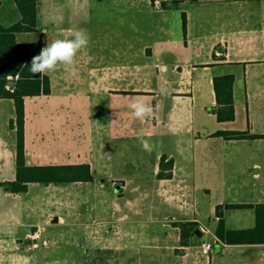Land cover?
<instances>
[{
    "label": "crops",
    "instance_id": "0c3cea01",
    "mask_svg": "<svg viewBox=\"0 0 264 264\" xmlns=\"http://www.w3.org/2000/svg\"><path fill=\"white\" fill-rule=\"evenodd\" d=\"M41 3L45 1L38 2L37 31L18 33L20 42L41 39L43 43L47 31L43 26L46 17H39L43 10ZM90 4L103 6L105 17L116 21L112 31L118 38L117 46L112 51L108 48L116 57L112 60L104 57L91 66L102 69L108 112H112L114 122L123 126V130L137 133L136 119L127 107L128 102L146 96L152 106L156 104V121L149 119L147 133L156 141L165 140L161 141L164 154L159 158L165 155L166 161H173V168L170 177H159V160L160 170L158 162L155 178L165 182L167 200L176 199L172 187L175 182H181V204L187 202V209L190 206L193 209L177 220V227L180 222H196V230L202 232L199 236L195 230L179 246L181 250L172 258L173 264H264V231L230 241L217 234L221 219L225 228L232 231L257 226L254 206L264 204V137L227 139L215 135L219 130H233L264 136V0H91ZM174 9L179 15L176 23ZM183 12L187 14L186 31ZM20 17L13 0H2L3 24L9 26ZM105 28L109 30V25ZM142 49L148 54L149 66L158 68L161 74L145 94L141 92V80L128 81L125 77L126 54L141 53ZM140 65L133 61V68ZM226 74L235 76L236 117L220 121L213 110L217 106L214 78ZM162 87H169L165 95L160 92ZM41 95L25 98L27 163H90L70 161V151H66L67 159L44 162L40 158L42 152L34 150L36 142L29 133L26 106L30 97ZM119 118H124L125 123L121 124ZM15 119L14 100L0 98V264H77L71 247L62 257L51 252H30L39 246L32 239L34 232L42 233L51 225L64 227L66 221L54 210L59 194L56 189L41 190L40 185L45 183L32 182L26 192L15 193L5 184L17 177V127L11 124ZM195 179L199 182L196 186L191 183ZM52 184L69 183L46 185ZM60 192L62 197L69 196L65 190ZM45 202L50 204L49 209L45 208ZM228 204L252 206L229 207ZM59 241L56 236L54 244ZM68 242L72 243L70 232ZM204 242L213 245L208 253L203 251ZM150 262L158 264V254L151 256Z\"/></svg>",
    "mask_w": 264,
    "mask_h": 264
},
{
    "label": "rangeland",
    "instance_id": "374dc122",
    "mask_svg": "<svg viewBox=\"0 0 264 264\" xmlns=\"http://www.w3.org/2000/svg\"><path fill=\"white\" fill-rule=\"evenodd\" d=\"M44 1L39 13V17H46L44 47L48 41L65 38L68 30H84L89 43L75 57V76L71 74L72 66L58 65L47 73L52 93L29 98L26 111L30 116L29 133L36 142L33 147L42 152L40 158L44 162L67 159L66 151H70V161L92 164L95 178L90 182L40 185L41 190L59 191L54 210L64 216L66 223L64 227L48 226L38 240L39 246L30 252H51L62 257L71 247L77 264H151L150 257L158 254V264H173L172 258L181 250L179 246L188 240L187 237L183 241V229L177 227V220L193 207L187 209V202L181 204V182L172 187L177 200L166 199L165 182L154 175L158 162L160 170L163 139L156 141L147 133L149 119L135 120L137 133L127 132L114 122L103 91L102 69L91 68L104 57H116L110 52L118 41L112 31L116 21L105 17L103 6H92L91 0ZM178 16L174 9V23ZM105 25H109V30ZM147 56L143 49L141 53L126 54L125 77L128 81L141 80L143 94L161 76L158 68L149 66ZM133 61L141 65L133 68ZM126 87L132 88L130 84ZM167 88L162 87L160 92L165 95ZM146 98L142 97L149 102ZM153 107L156 110L155 103ZM120 119L124 124L125 119ZM150 119L155 122V115ZM141 135L149 140L150 153L142 149L138 140ZM165 170L164 173L169 172ZM191 183L196 186L199 182L195 179ZM116 185L120 186L118 191ZM62 190L69 196L62 197ZM43 204L50 208L49 203ZM69 232L72 243L68 242ZM56 236L60 241L54 244ZM44 239L49 246L44 245ZM22 243L26 248V241Z\"/></svg>",
    "mask_w": 264,
    "mask_h": 264
},
{
    "label": "trees",
    "instance_id": "16d2710c",
    "mask_svg": "<svg viewBox=\"0 0 264 264\" xmlns=\"http://www.w3.org/2000/svg\"><path fill=\"white\" fill-rule=\"evenodd\" d=\"M17 5L20 19L7 26L0 21V98H11L16 107V119L11 124L17 127V177L13 181L5 183L15 193H24L29 188V183L40 182L45 184L90 182L94 180V174L90 163L76 164H48L29 165L25 148V98L51 93V81L48 74L33 75L29 71L30 62L43 48L42 40L32 42H20L17 34L20 32L37 31V16L39 0H13ZM2 0H0V5ZM183 26L186 31L187 14L183 12ZM14 82L11 83L10 81ZM234 81L233 74L216 76L214 87L217 96V106L213 108L220 121L234 120ZM227 139L258 138L262 135L250 134L248 131H224L215 133ZM164 155L161 159V171L159 177L172 175L173 161H166ZM164 169H169L164 173ZM229 207H246L252 204H228ZM221 206H219L220 209ZM257 226L253 229L232 231L225 228L224 220L221 219L217 228V234L227 241L235 238L245 239L254 236L257 232L264 231V204H258ZM220 215L219 211H217ZM183 229V241L190 235L195 234L198 227L196 222H180ZM184 241L183 244H185Z\"/></svg>",
    "mask_w": 264,
    "mask_h": 264
},
{
    "label": "clouds",
    "instance_id": "9594fccd",
    "mask_svg": "<svg viewBox=\"0 0 264 264\" xmlns=\"http://www.w3.org/2000/svg\"><path fill=\"white\" fill-rule=\"evenodd\" d=\"M89 36L80 30H68V35L63 39L48 41L46 46L41 49L38 55H35L31 62L29 71L33 75H43L54 71L58 65L72 66L71 74H77L74 67L77 53L87 47ZM133 117L141 122L150 119L154 115V107L144 99L133 98L127 104ZM139 143L144 151L151 152L152 146L148 139L143 135L138 137Z\"/></svg>",
    "mask_w": 264,
    "mask_h": 264
},
{
    "label": "built area",
    "instance_id": "2783aa9c",
    "mask_svg": "<svg viewBox=\"0 0 264 264\" xmlns=\"http://www.w3.org/2000/svg\"><path fill=\"white\" fill-rule=\"evenodd\" d=\"M42 238V233L40 232V230H37L36 232H34V234L32 235V239L34 240V244L38 245V240ZM44 244L48 243V240L44 239L43 240ZM213 245L210 242H204L202 243V248L203 251L205 253H208L211 249H212Z\"/></svg>",
    "mask_w": 264,
    "mask_h": 264
},
{
    "label": "water",
    "instance_id": "95a60500",
    "mask_svg": "<svg viewBox=\"0 0 264 264\" xmlns=\"http://www.w3.org/2000/svg\"><path fill=\"white\" fill-rule=\"evenodd\" d=\"M165 3H166V2H165V1H163V2H162V6H165ZM10 82H11V83H13L14 81H13V80H11ZM119 188H120V186H119V185H116V187H115V190H117V191H118V190H119ZM196 233H197L199 236H201V235H202V232H201V230H200V229H197V230H196ZM28 241L30 242V241H33V240H28Z\"/></svg>",
    "mask_w": 264,
    "mask_h": 264
}]
</instances>
